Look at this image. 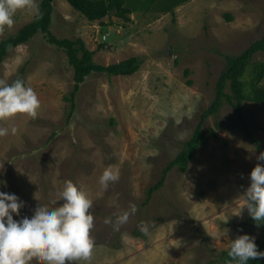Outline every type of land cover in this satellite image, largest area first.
<instances>
[{"label":"rangeland","instance_id":"rangeland-1","mask_svg":"<svg viewBox=\"0 0 264 264\" xmlns=\"http://www.w3.org/2000/svg\"><path fill=\"white\" fill-rule=\"evenodd\" d=\"M168 2L125 0L131 13L114 8L94 21L68 0L53 2L50 30L58 39L82 40L99 64L142 61L131 75H87L74 106L75 68L47 33L12 48L0 63V80L22 79L41 103L35 119L18 113L0 122L9 128L0 137V191L23 201L21 216L36 203L58 201L68 180L86 191L93 201L94 249L90 261L76 264H224L218 258L237 236L264 242V229L246 208L236 215L251 170L264 163L257 160L264 152V103L245 101L244 120L229 103L209 115L202 129L210 138L187 171L176 166L149 197L211 106L227 56L264 34V0ZM35 16L18 11L0 41ZM253 62H264V52ZM109 166L119 179L104 188L99 178ZM132 204L137 211L117 229L116 217ZM145 223L147 234L140 230ZM32 264L42 262L33 258Z\"/></svg>","mask_w":264,"mask_h":264},{"label":"clouds","instance_id":"clouds-1","mask_svg":"<svg viewBox=\"0 0 264 264\" xmlns=\"http://www.w3.org/2000/svg\"><path fill=\"white\" fill-rule=\"evenodd\" d=\"M27 10L39 13L37 0H0V33L14 26L18 11ZM41 107L37 94L26 87L22 79L11 84L0 80V122L18 113L35 119ZM17 128L13 126L14 135ZM9 134V128L0 126V137ZM264 162V152L257 156ZM119 179L118 171L106 167L99 178L100 184L107 188ZM2 183V182H0ZM58 201L51 205L35 204L30 214L20 215L23 201L14 193L0 191V264H32L33 258L42 264H76L90 261L94 240L90 233L94 217L90 209L93 201L89 194L71 180L65 182L58 194ZM239 215L246 208L257 225L264 224V163H257L250 172V184L245 190ZM137 211L130 205L128 211L116 217L115 227L127 223L129 216ZM15 216L20 218L14 219ZM106 219L105 223H111ZM145 234L149 231L147 223L140 225ZM220 238H223L221 236ZM228 257L232 264H248V261L264 259V251H259L255 238L242 234L230 240Z\"/></svg>","mask_w":264,"mask_h":264},{"label":"trees","instance_id":"trees-1","mask_svg":"<svg viewBox=\"0 0 264 264\" xmlns=\"http://www.w3.org/2000/svg\"><path fill=\"white\" fill-rule=\"evenodd\" d=\"M55 0H42L39 3V13L35 19L25 24L18 33L10 35L8 38L0 41V63L9 54L12 48L28 42L36 34L42 32L47 33L50 42L64 47L69 55V62L75 68V90L72 93L71 101L74 106V99L79 90L80 84L87 75L92 72L106 73L111 76L131 75L135 73L141 66L142 61L139 57H131L115 64L103 65L94 61V52L87 49L82 40L73 41L70 39H58L51 33L50 25L52 22L53 2ZM71 5L89 20H102L109 14V11L117 8V14L126 16L131 13L130 8H125V0H68ZM155 1V0H151ZM187 0H169L168 6L173 7L180 5ZM229 19L232 16H228ZM264 52V34L255 40L246 50L236 56H227L225 68L217 81L216 96L211 106L202 114L201 121L194 131L193 136L184 143V148L164 169L163 176L150 190L149 197L152 193L161 188L166 180V175L176 166L182 172L188 169L189 161L193 158L199 146L205 144L210 135L203 132V125L209 115L218 113L224 103L231 104L243 118V104L245 101L264 103V62L254 63L255 54ZM230 84L229 91L227 90ZM248 133L261 147L254 133L250 130V126L245 123ZM211 134L217 135L215 130L210 131ZM150 199V198H149ZM252 220V218H251ZM253 221V220H252ZM256 223V222H255ZM264 229V224H260ZM258 250L264 251V242L255 240ZM228 249L221 252L218 260L224 264H232L228 257ZM248 264H264V259H255L248 261Z\"/></svg>","mask_w":264,"mask_h":264},{"label":"water","instance_id":"water-1","mask_svg":"<svg viewBox=\"0 0 264 264\" xmlns=\"http://www.w3.org/2000/svg\"><path fill=\"white\" fill-rule=\"evenodd\" d=\"M115 10H116V8H115Z\"/></svg>","mask_w":264,"mask_h":264}]
</instances>
